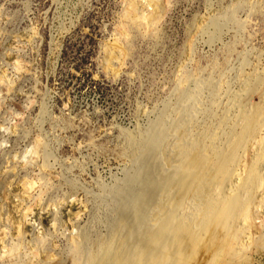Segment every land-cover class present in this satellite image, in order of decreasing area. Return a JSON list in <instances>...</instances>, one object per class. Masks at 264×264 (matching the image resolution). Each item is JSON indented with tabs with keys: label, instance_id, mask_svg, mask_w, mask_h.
<instances>
[{
	"label": "rangeland",
	"instance_id": "rangeland-1",
	"mask_svg": "<svg viewBox=\"0 0 264 264\" xmlns=\"http://www.w3.org/2000/svg\"><path fill=\"white\" fill-rule=\"evenodd\" d=\"M242 91L264 106V0H0V264L116 263L138 241L137 221L119 230L155 132L170 182L175 141L213 154L241 134ZM252 130L264 140V122ZM260 170L257 234L206 233L134 264H264Z\"/></svg>",
	"mask_w": 264,
	"mask_h": 264
},
{
	"label": "bare ground",
	"instance_id": "bare-ground-1",
	"mask_svg": "<svg viewBox=\"0 0 264 264\" xmlns=\"http://www.w3.org/2000/svg\"><path fill=\"white\" fill-rule=\"evenodd\" d=\"M244 91L231 104V112H237L233 125L241 128V134L229 136L223 147L217 144L219 148L213 154L206 150L200 139L193 141L186 135L175 141L173 145L175 162L174 166L169 165L175 175L170 182L166 181L165 171L160 166V157L163 155L162 143L168 134L165 132L166 136L163 129L152 135L153 138L147 145L143 157L145 182L137 186V189H131L130 193L133 196L131 199H134L133 202L136 201L137 205L134 206L135 209L131 207L132 211L130 207L127 209L130 214L119 230L122 234L126 231L127 224L137 221L138 241L129 246L128 243H122V248L126 246L128 251H123L116 263L112 264H134L136 261L139 263L141 258L144 262L146 254L149 255V261L159 259L161 253H166V259L171 256L178 257L185 245H198L199 236H205L206 233L215 236L216 232L222 230L233 237L238 232L239 225H242L248 234L255 232L257 234L258 230L254 225L256 220L251 209L256 191L261 184L259 175L260 166L264 165V140L258 137L254 130L249 133L247 130L264 122V106L249 107L248 95ZM231 112L227 110L229 114L225 124H231ZM204 144H207V141H204ZM247 150L250 154L253 153V156L248 154L251 162L248 163L245 157L248 164L243 166L244 170L241 171L243 178H240L237 185L236 179L235 186H231L233 180L231 176L246 155L244 151ZM186 164L189 166L184 174ZM166 168L168 169V166ZM168 173L169 171L166 172ZM202 184L204 192L199 197L198 192ZM228 188L230 191H227ZM200 198L204 202L203 205ZM131 203L130 206L134 204ZM177 261L173 259L170 264H176ZM162 264H165V261Z\"/></svg>",
	"mask_w": 264,
	"mask_h": 264
}]
</instances>
